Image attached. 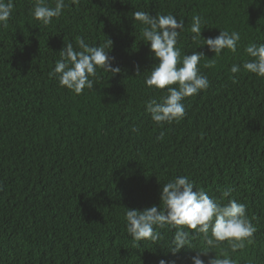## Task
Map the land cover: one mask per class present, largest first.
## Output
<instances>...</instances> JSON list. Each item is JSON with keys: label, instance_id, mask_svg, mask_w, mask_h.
<instances>
[{"label": "trees", "instance_id": "1", "mask_svg": "<svg viewBox=\"0 0 264 264\" xmlns=\"http://www.w3.org/2000/svg\"><path fill=\"white\" fill-rule=\"evenodd\" d=\"M34 3L14 0L0 26V264H191L196 251L264 264V78L242 68L251 59L245 47L264 43V0H65L47 26L34 18ZM136 11L174 15L184 22L181 58L205 54L198 66L209 87L183 99L179 122L157 126L146 111L166 90L145 84L156 60ZM195 15L205 21L202 39L239 32L237 52L215 57L193 41ZM81 37L90 46L111 39L106 50L121 72L98 69L93 89L77 95L50 73L64 44L79 50ZM233 64L241 71L232 74ZM182 175L223 204H244L253 242L209 249L197 234L174 255L168 226L156 229L157 242L135 241L125 208H163L162 186Z\"/></svg>", "mask_w": 264, "mask_h": 264}, {"label": "clouds", "instance_id": "2", "mask_svg": "<svg viewBox=\"0 0 264 264\" xmlns=\"http://www.w3.org/2000/svg\"><path fill=\"white\" fill-rule=\"evenodd\" d=\"M14 6V0H0V26L7 27ZM66 6L65 0H54L52 7L46 0H35L32 14L36 20L47 26L53 18L61 16ZM133 18L143 26L142 39L146 42L152 58L156 60L150 75L145 79V84L150 88L166 90V95L160 102L151 98L146 101V111L157 126L179 122L186 114L183 99L197 95L209 87L208 77L201 74L198 66L205 54L195 50L181 58V49L177 44L184 30V22L174 15L169 13L154 16L149 12L136 11ZM204 23L201 16L192 17L190 32L193 34V41H202L203 46L206 45L215 57H219L225 49L232 53L237 52L241 40L239 32L219 30V34L214 38L202 39ZM76 44L79 50H75L71 42L64 44L59 51L60 59L50 73V76L58 79L61 87L79 95L85 88L93 89L98 69L111 73V76L121 72L119 66H113L114 57L106 50L112 47L111 39L108 38L102 46H90L81 37L77 39ZM244 51L251 59L243 62V70L264 78V43H250ZM209 60L210 63L206 66H214L215 60ZM134 71L136 75L141 73L139 65L134 66ZM240 71L241 65H231L232 74ZM233 79L235 80V75ZM132 131L138 129L134 127ZM162 138L163 133L158 139ZM229 194L230 190H225L223 196L227 197ZM161 202L163 208L160 204L143 210L125 208L127 232L135 241L157 242L161 233L156 229L168 226L171 230L174 229L170 249L174 255L184 247L190 248L191 237L197 234L203 235L209 249L227 241L230 249L235 252L245 247V241L253 242L256 227L248 219L245 205L235 200L221 203L203 189L197 188L188 176H178L164 184L160 191ZM186 229L194 231L189 232ZM208 253L209 251H196L191 258V264H235L229 257L214 256L203 259ZM159 264H167V261L161 259Z\"/></svg>", "mask_w": 264, "mask_h": 264}]
</instances>
